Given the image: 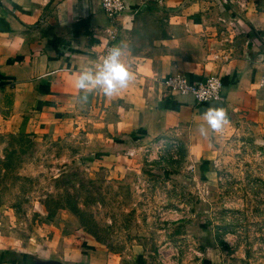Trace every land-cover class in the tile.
Here are the masks:
<instances>
[{
  "label": "rangeland",
  "instance_id": "rangeland-1",
  "mask_svg": "<svg viewBox=\"0 0 264 264\" xmlns=\"http://www.w3.org/2000/svg\"><path fill=\"white\" fill-rule=\"evenodd\" d=\"M88 123L0 131L2 258L76 264L98 249L109 264H264L263 124L233 123L194 156L177 137L110 155Z\"/></svg>",
  "mask_w": 264,
  "mask_h": 264
},
{
  "label": "crops",
  "instance_id": "crops-1",
  "mask_svg": "<svg viewBox=\"0 0 264 264\" xmlns=\"http://www.w3.org/2000/svg\"><path fill=\"white\" fill-rule=\"evenodd\" d=\"M123 1L108 18L99 0H0V131L62 135L86 119L102 134L97 149L110 155L177 137L187 155L204 156L233 123L264 125V0ZM110 34L127 46L132 78L112 96L94 90L84 101L79 72L99 65ZM173 73L218 76L220 100L170 94L161 79ZM209 107L223 108L227 123L205 137ZM76 264L109 262L86 249Z\"/></svg>",
  "mask_w": 264,
  "mask_h": 264
},
{
  "label": "clouds",
  "instance_id": "clouds-1",
  "mask_svg": "<svg viewBox=\"0 0 264 264\" xmlns=\"http://www.w3.org/2000/svg\"><path fill=\"white\" fill-rule=\"evenodd\" d=\"M126 54L127 46L123 43L117 44L108 50L101 64L89 66L79 72L77 87L83 94L82 100L86 101L87 95L94 90L112 96L128 86L132 76ZM203 119L208 127L201 125L199 133L207 137L208 128L219 131L227 123V113L223 108L209 107L203 113Z\"/></svg>",
  "mask_w": 264,
  "mask_h": 264
},
{
  "label": "built area",
  "instance_id": "built-area-1",
  "mask_svg": "<svg viewBox=\"0 0 264 264\" xmlns=\"http://www.w3.org/2000/svg\"><path fill=\"white\" fill-rule=\"evenodd\" d=\"M99 4L102 12L108 18L117 17L126 8L123 0H99ZM109 37L110 43L104 47L99 64L102 63L108 50L115 46L111 43L114 36L110 34ZM262 63L264 66V57ZM161 84L170 94L189 95L196 103H216L220 100L222 83L220 78L214 74H208L199 81H190L182 74L173 73L163 77ZM258 85L264 88V71L261 73Z\"/></svg>",
  "mask_w": 264,
  "mask_h": 264
},
{
  "label": "trees",
  "instance_id": "trees-1",
  "mask_svg": "<svg viewBox=\"0 0 264 264\" xmlns=\"http://www.w3.org/2000/svg\"><path fill=\"white\" fill-rule=\"evenodd\" d=\"M8 261H16L17 263L19 264H35V260H31L30 262V259L28 261H24L22 259V257L18 256L17 254L15 253H9V255L6 257V258H2V253H0V263L1 262H8Z\"/></svg>",
  "mask_w": 264,
  "mask_h": 264
},
{
  "label": "water",
  "instance_id": "water-1",
  "mask_svg": "<svg viewBox=\"0 0 264 264\" xmlns=\"http://www.w3.org/2000/svg\"><path fill=\"white\" fill-rule=\"evenodd\" d=\"M35 264H61L58 261H40V260H35Z\"/></svg>",
  "mask_w": 264,
  "mask_h": 264
}]
</instances>
